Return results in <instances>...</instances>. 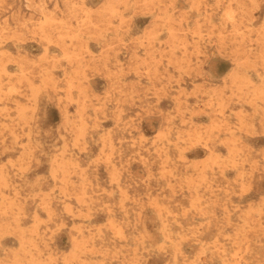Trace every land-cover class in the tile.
Segmentation results:
<instances>
[{
    "label": "rangeland",
    "instance_id": "1",
    "mask_svg": "<svg viewBox=\"0 0 264 264\" xmlns=\"http://www.w3.org/2000/svg\"><path fill=\"white\" fill-rule=\"evenodd\" d=\"M0 264H264V0H0Z\"/></svg>",
    "mask_w": 264,
    "mask_h": 264
}]
</instances>
